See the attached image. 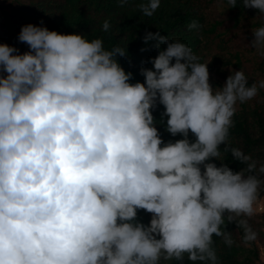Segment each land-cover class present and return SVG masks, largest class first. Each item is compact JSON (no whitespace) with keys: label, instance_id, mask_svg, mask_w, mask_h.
I'll use <instances>...</instances> for the list:
<instances>
[{"label":"clouds","instance_id":"9594fccd","mask_svg":"<svg viewBox=\"0 0 264 264\" xmlns=\"http://www.w3.org/2000/svg\"><path fill=\"white\" fill-rule=\"evenodd\" d=\"M241 2L264 14V0ZM160 3L140 10L150 17ZM252 35L264 56V26ZM143 40L156 41L158 55L135 83L117 59L127 51L106 50L101 38L29 23L18 35L27 52L0 43V264H161L185 255L218 264L213 237L234 243L226 221L243 229L245 244L257 239L245 217L255 215L264 164L229 135L237 104L255 98L264 79L249 85L232 71L213 87L190 46L159 31ZM158 124L182 138L165 142ZM221 145L245 167L218 166Z\"/></svg>","mask_w":264,"mask_h":264},{"label":"trees","instance_id":"16d2710c","mask_svg":"<svg viewBox=\"0 0 264 264\" xmlns=\"http://www.w3.org/2000/svg\"><path fill=\"white\" fill-rule=\"evenodd\" d=\"M146 0H30L26 5L13 7L8 15L1 16L0 43H5L19 49L20 53L29 50L28 45L18 41L21 27L34 24L47 27L61 34H84L88 40L101 38L104 48L111 50L117 46L124 48L127 54L117 57L126 72L133 73L132 83L143 82L140 68H152L150 61L158 55L156 41L145 44L143 37L147 32H160L170 41H180L187 44L193 53L199 57V62L208 63L210 83L213 87L223 86L232 71L245 67L246 51L253 39V31L264 26V14L258 10L244 8L238 0L235 8H229L226 0H161L160 7L152 16L141 12V4ZM224 6L229 12L232 24L226 26V19L212 16V5ZM110 23L108 31L102 30L104 21ZM198 22L199 27L189 29V24ZM232 29L238 32L231 33ZM248 36L243 38L241 36ZM245 39L247 40L246 43ZM166 45H161V48ZM260 55V54H259ZM254 74H247L249 85L264 79V57L255 58ZM257 69L256 72L255 70ZM257 75V76H255ZM163 106L153 113L156 119H161ZM166 121V118H165ZM234 126L230 129L229 143L239 148L245 154L252 156L260 164H264V89L258 95L245 103H238L233 117ZM165 142L182 137H172L165 131L164 124L157 125ZM214 161L228 163L234 171H239L245 165L236 162L230 153L223 152ZM264 195V186L260 195ZM140 220L147 224L150 214L140 211ZM248 223L257 237L262 234L260 223H255L252 217ZM222 230L231 233L234 241L231 247L224 243L222 237H213L218 264H264L259 261V250L256 242L245 244L242 240L243 229L235 223H225ZM259 261V263H258ZM161 264H193L187 255L183 261H162ZM196 264H205L197 261Z\"/></svg>","mask_w":264,"mask_h":264},{"label":"rangeland","instance_id":"374dc122","mask_svg":"<svg viewBox=\"0 0 264 264\" xmlns=\"http://www.w3.org/2000/svg\"><path fill=\"white\" fill-rule=\"evenodd\" d=\"M29 2H30V0H0V18H1V16L8 15L13 7H19L22 5H26ZM211 10H212V13H211L212 16H217L219 18H225L226 19V26H229L232 24L231 16L224 6H218V5L214 4V5H212ZM1 24H2V22H0V25ZM236 31L238 32V30L232 29L231 33H234ZM241 37L248 38V36H246V35L241 36ZM245 42L249 43V42H247L246 39H245ZM245 53H246L245 67L241 68V69H237L235 71L242 70L246 74V76H247V74L252 76L255 73L254 72V65L256 64L255 58L260 57L262 59L264 56L259 55V53L253 47H251V45L249 46V50L246 51ZM255 71L261 73L260 71H257V69ZM229 74H231V73H229ZM255 76H257V75H255ZM254 207L256 209V212H255V215L252 216V218L254 219L256 224L260 223V225L258 227L262 231V234L259 237H257L255 242H256V246L259 250V255H260L259 261L261 263H264V195H261L258 197L257 201L254 204ZM259 261H258V263H259Z\"/></svg>","mask_w":264,"mask_h":264}]
</instances>
